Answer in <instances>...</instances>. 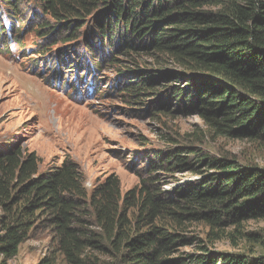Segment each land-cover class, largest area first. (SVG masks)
Returning a JSON list of instances; mask_svg holds the SVG:
<instances>
[{"label": "trees", "instance_id": "trees-1", "mask_svg": "<svg viewBox=\"0 0 264 264\" xmlns=\"http://www.w3.org/2000/svg\"><path fill=\"white\" fill-rule=\"evenodd\" d=\"M1 1L5 13L23 23L15 28L8 16L13 20L9 38L20 44L21 31L34 27L15 9L24 1ZM30 1L57 25H45L38 17L36 32L42 39L56 29L65 33L61 40L68 43L84 29L85 41L97 43L101 54L106 52L103 61L111 66L119 64L120 54L130 60L151 59L162 69L172 67L155 70V76L125 71V76H139L121 90L131 102L143 105L141 98L158 94L157 105L165 112L196 115L220 137L264 141V0ZM3 31L0 23V41L7 36ZM85 50L93 53L90 45ZM85 56L96 72L106 64L89 53ZM171 103L176 106L172 112ZM8 145L0 150V264L17 255L38 224L53 229L68 264H99L95 257L82 258L87 249L113 256L117 263L112 264H264V256L214 258L204 247L199 256L174 257L177 247L191 246L193 240L169 231H177L170 222L177 228L201 223L218 239L227 228L235 227L233 233L238 234L244 222H264V169L242 165L231 155L211 157L182 147V154H162L168 158L159 165L146 161L151 176L164 168L199 176L179 191L153 192L142 180L122 195L119 179L110 175L87 192L71 160L39 173L33 152ZM134 209L137 214L131 216ZM83 212H90L86 217L93 220L96 233L81 228ZM159 219L169 224L159 226Z\"/></svg>", "mask_w": 264, "mask_h": 264}, {"label": "rangeland", "instance_id": "rangeland-1", "mask_svg": "<svg viewBox=\"0 0 264 264\" xmlns=\"http://www.w3.org/2000/svg\"><path fill=\"white\" fill-rule=\"evenodd\" d=\"M23 1L15 9L19 8L24 20L32 22L34 27L21 31L20 44H17L14 38H9L13 20L8 16L15 20V28L21 29L23 23L5 13L7 8L0 0V23L7 35L0 41V150L9 143L25 153L33 152L38 159L39 173L59 167L69 159L82 173L87 192L115 175L122 195L138 188L142 180L153 192L174 193L199 179L198 175L180 172L179 168L153 171L152 176L147 172L148 160L159 165L168 158H161L162 154L172 150L182 154V147L211 157L231 155L242 165L264 169V141L220 137L196 115L165 112L157 105L158 94L141 98L143 105L131 102L129 96L122 94V87L136 83L139 77L125 76L126 72L138 69L141 74L155 76V70L172 67L162 69L151 59L132 57L130 60L120 54L116 55H119V64L111 66L103 61L107 55L101 54L97 43L94 46L89 39L86 44L87 30L84 29L77 33L75 41L68 43L61 40L65 33H56V29L42 39L36 32L38 17L51 27L57 28L56 22L35 8L30 0ZM88 45L93 53L85 50ZM86 53L102 60L105 66L102 64L98 72L93 70L87 65V56L83 57ZM118 82L120 85L116 86ZM171 105L172 112L176 106ZM88 214H81L80 226L86 233H96L93 220L86 217ZM136 214V209L131 211V216ZM159 220V226L169 224ZM170 225L177 230L170 232L193 240L191 246L177 247L174 257L199 256L202 247L214 258L220 254L264 256V222L261 221L242 223L238 234L233 233L235 227L227 228L224 233H218V239H214L215 231L211 234L209 227L201 223H185L180 228L172 222ZM231 233L233 237L229 236ZM247 233L257 237H245ZM57 243L53 229L38 224L29 231L17 255L6 264H46L45 260L49 264H68ZM86 257H95L99 264L117 263L113 256L90 249L82 255Z\"/></svg>", "mask_w": 264, "mask_h": 264}]
</instances>
